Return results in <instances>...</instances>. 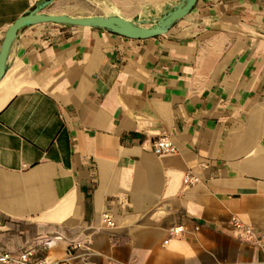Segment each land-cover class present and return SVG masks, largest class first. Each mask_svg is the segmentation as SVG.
<instances>
[{
  "label": "crops",
  "instance_id": "crops-1",
  "mask_svg": "<svg viewBox=\"0 0 264 264\" xmlns=\"http://www.w3.org/2000/svg\"><path fill=\"white\" fill-rule=\"evenodd\" d=\"M42 1L0 0V49ZM180 1L42 12L152 21ZM163 135L176 152L152 151ZM70 245L72 264H264V0H197L142 40L53 23L17 32L0 80V252L60 259Z\"/></svg>",
  "mask_w": 264,
  "mask_h": 264
},
{
  "label": "water",
  "instance_id": "water-1",
  "mask_svg": "<svg viewBox=\"0 0 264 264\" xmlns=\"http://www.w3.org/2000/svg\"><path fill=\"white\" fill-rule=\"evenodd\" d=\"M53 0H44L20 16L8 28L0 49V80L5 73L6 59L10 46L17 32L30 25L53 23L72 26L101 28L131 39H147L166 33L178 20L184 18L193 8L197 0H181L161 16L152 21L127 20L117 15L72 17L64 14H46L42 10Z\"/></svg>",
  "mask_w": 264,
  "mask_h": 264
},
{
  "label": "built area",
  "instance_id": "built-area-1",
  "mask_svg": "<svg viewBox=\"0 0 264 264\" xmlns=\"http://www.w3.org/2000/svg\"><path fill=\"white\" fill-rule=\"evenodd\" d=\"M152 151L156 155H163L176 152V148L173 145L171 139L166 136H159L152 141ZM198 182V178L192 176L190 173H186L183 177L184 185H192ZM102 223L110 228L114 227L115 223L112 219L110 212H104L101 215ZM234 226L241 231L240 237L251 238L253 236L252 230L249 227H245L237 221H234ZM182 231L181 226H174L169 228L170 237H177ZM167 242V241H165ZM44 245H48V242H44ZM76 247L70 245L66 248L65 254L60 259H49L46 256L38 255L37 250L34 247H27L19 252L1 251L0 263L1 264H72V260L76 256ZM232 264V263H224ZM233 264H251V263H233Z\"/></svg>",
  "mask_w": 264,
  "mask_h": 264
}]
</instances>
